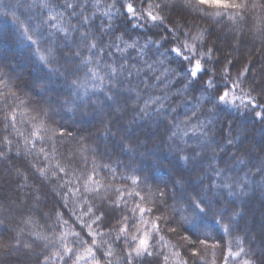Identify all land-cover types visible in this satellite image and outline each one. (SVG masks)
<instances>
[{
    "label": "clouds",
    "instance_id": "obj_1",
    "mask_svg": "<svg viewBox=\"0 0 264 264\" xmlns=\"http://www.w3.org/2000/svg\"><path fill=\"white\" fill-rule=\"evenodd\" d=\"M30 7L34 24L21 21L20 32L57 90L33 81L30 70L0 65V161L33 187L19 215L0 207L7 229L0 264L22 256L51 264L54 249L64 260L59 231L83 219L77 201L106 213L111 264H124L125 251L144 238L153 259L129 256L128 264H169L162 241L187 243L189 234L172 194L194 171L229 197L264 194V165L250 164L264 160V0H30ZM215 34L231 38L223 59ZM152 163L166 166L165 180L145 167ZM61 173L76 174L61 183ZM89 176L99 194L86 192ZM236 239L228 264H264V244Z\"/></svg>",
    "mask_w": 264,
    "mask_h": 264
},
{
    "label": "trees",
    "instance_id": "obj_2",
    "mask_svg": "<svg viewBox=\"0 0 264 264\" xmlns=\"http://www.w3.org/2000/svg\"><path fill=\"white\" fill-rule=\"evenodd\" d=\"M34 18L35 13L30 7V0H0V65L13 67L20 75L30 70L33 81H42L48 91H56L54 78L45 77L40 67L32 61L30 52L32 46L22 37L20 32V22L23 21L32 26ZM241 48V54H243L244 45ZM220 52L223 59L224 52L222 50ZM256 147H261V145L257 142ZM17 163L16 160H13V166ZM250 164L261 166L264 165V160H257L253 157ZM0 166L8 169V172L5 173L7 177L0 180V184L5 189L0 192V207H7L9 211L19 215L23 207L21 199L30 201L33 198V187L25 184L23 177L13 179L11 175L13 169L4 161H0ZM21 166L23 165L21 164ZM145 167L150 169L160 180H165L167 177V173L163 171V167L166 166L152 163L145 164ZM75 174L65 175L61 173L60 182L64 183L72 179ZM92 176L95 177V173H92ZM30 180H36V178L30 177ZM256 182L257 178H253L251 183L254 187ZM79 184V180H74L70 186L75 188ZM63 191L72 197L73 193L69 192L67 187ZM112 192H115V189H112ZM172 196L178 214L189 218V222L184 224L189 230V234L192 235L193 246L190 247L184 241L178 243L176 240L166 238L162 244L165 245L170 257L169 264H228V261L236 254L235 249L240 246L236 239L237 236H243L245 242L256 245L264 244V194L229 197L223 191L213 190L209 181L201 179L199 172L194 171L187 178L186 183H182L175 189ZM193 198L201 203L205 209L204 212L195 208L192 203ZM17 205H21V207L17 208ZM87 207V204H81L77 201V214H84ZM241 210L242 214L237 215ZM64 211L68 210L65 209ZM61 214L63 215V213ZM0 218H3L2 214H0ZM75 218L73 217V219ZM85 221L91 223L89 216L83 215V219L79 223L70 221L67 226L60 229L61 249L64 245L76 247L74 242L77 237L72 233L81 231L80 226ZM38 224L39 221L37 220L31 226L38 231ZM97 225L91 223V227H84L83 229L85 233L95 232L98 234L104 231L102 226L98 227ZM6 232L7 229L0 227V237H4ZM81 238L87 246L88 242L85 236L82 235L79 239ZM195 238L206 240L204 244H201ZM95 239L97 243L101 244L102 250L108 248L107 244L102 243L106 237L96 235ZM149 243L151 244L152 241L150 240ZM180 244H184V247H180ZM192 251L197 253L195 257H191ZM110 259L112 260L113 257ZM14 264H31V261L26 256H22ZM51 264H64V260L61 259L55 249ZM80 264H90V261H81ZM116 264H119L118 259H116Z\"/></svg>",
    "mask_w": 264,
    "mask_h": 264
},
{
    "label": "snow or ice",
    "instance_id": "obj_3",
    "mask_svg": "<svg viewBox=\"0 0 264 264\" xmlns=\"http://www.w3.org/2000/svg\"><path fill=\"white\" fill-rule=\"evenodd\" d=\"M43 3H47V0H42ZM50 19L54 20V17H50ZM46 59L45 57H41V60ZM199 69V64L196 65V68L193 69V72ZM43 175V172L41 173ZM131 182L133 184L138 183V181L135 178H131ZM84 188L86 192L91 194L93 191H95L96 194L100 193V186L99 182L95 181L92 176H89L87 178V181L84 184ZM119 191V190H117ZM75 194V193H74ZM151 195V193H149ZM115 207V205H113ZM101 211H103V207L101 206ZM139 211L143 212V208H139ZM203 211V209H201ZM86 216H99L98 219H94L92 224H102V227H106L107 225H103V221L106 219V213L105 215H99L95 209L93 208H87L85 213ZM182 222L186 223L189 222V218L186 216H182ZM158 227V225H156ZM81 231L79 232H73L72 234L77 237V240L74 242L76 247H71L68 245L62 246V253L64 257L65 264H80L81 261L89 262L90 264H111V257L115 255L113 251H111V248L114 246L108 245L107 240H103L102 243L107 244V249H101V244L97 243V240L95 239L96 235H99L101 237H104L105 233L104 231H101L100 233L95 232H87L85 233L83 226L81 225ZM127 229L125 227L120 228V233L123 235ZM85 236L87 239V246H85L84 240L79 239L81 236ZM192 235L187 234L185 236V240L187 241L188 245L191 247L193 246V240L191 239ZM199 240L201 244L205 243L204 238H195ZM95 249V250H94ZM197 253L195 251L191 252V257H195ZM134 256L138 260L143 259H153L152 253L149 252V241L147 238L141 239L139 242L136 243L135 247L131 249V252L125 251L124 253V264H128L127 257ZM118 262L120 264V259L117 258Z\"/></svg>",
    "mask_w": 264,
    "mask_h": 264
},
{
    "label": "rangeland",
    "instance_id": "obj_4",
    "mask_svg": "<svg viewBox=\"0 0 264 264\" xmlns=\"http://www.w3.org/2000/svg\"><path fill=\"white\" fill-rule=\"evenodd\" d=\"M215 35H216V44H217V47L220 51L222 50L223 52H225V50L230 48V39H231L230 37L228 38V36L223 35V34H215ZM241 47L238 51H239L240 55L242 56L243 54H241V50H242ZM246 47H247V45H244V50H246ZM6 172H8V169L0 166V180L2 178L7 177V174H5ZM2 174H4V175H2ZM11 175H12L13 179L18 178V176H14L13 173H11ZM3 187L4 186L0 184V192L5 190V189H3Z\"/></svg>",
    "mask_w": 264,
    "mask_h": 264
}]
</instances>
